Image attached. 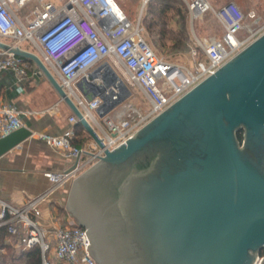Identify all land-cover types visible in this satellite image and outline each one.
I'll list each match as a JSON object with an SVG mask.
<instances>
[{
	"label": "water",
	"instance_id": "obj_1",
	"mask_svg": "<svg viewBox=\"0 0 264 264\" xmlns=\"http://www.w3.org/2000/svg\"><path fill=\"white\" fill-rule=\"evenodd\" d=\"M0 49L34 63L102 147L37 53L1 40ZM100 69L110 87L96 110L103 118L131 90L109 63ZM76 87L87 100L105 91L92 76ZM31 136L22 127L1 138L0 158ZM97 157L72 181L65 206L86 230L97 264H257L264 251V33Z\"/></svg>",
	"mask_w": 264,
	"mask_h": 264
},
{
	"label": "built area",
	"instance_id": "obj_2",
	"mask_svg": "<svg viewBox=\"0 0 264 264\" xmlns=\"http://www.w3.org/2000/svg\"><path fill=\"white\" fill-rule=\"evenodd\" d=\"M34 0H0V40L11 39L12 45L37 40L39 55L48 69L58 76L68 96L95 129L103 145L88 151L75 144V126L78 118L73 113L68 127L60 135L44 134L40 139L59 150L66 158L75 159L77 165L64 172H48L53 186L72 183L83 171L95 164L106 150H114L131 138L151 119L165 111L190 92L207 77L213 75L231 58L264 33V26L247 28L246 15L239 6L230 2L214 9L206 0V6L194 9L197 0L190 4L192 23L202 18L203 12L212 11L222 25L221 38L202 40L196 38L197 47L192 50L193 66L170 62L159 57L142 35L141 21L136 24L128 18L116 0H67L59 7L48 0H37L42 8L32 10L26 19L19 15ZM151 0H142L146 6ZM250 17L259 22L255 13ZM246 31L240 38L238 33ZM113 59L111 65L108 60ZM109 63L117 74L130 86H139L148 96L151 108L142 112L133 105L101 118L93 113L103 104L102 96L108 90L87 100L77 89L81 81L93 80L101 73L100 68ZM12 71L21 81L30 73L40 74L31 63L8 51L0 49V72ZM113 113V114H112ZM25 127L21 111L13 104L0 105V139ZM91 154L97 155H91ZM86 159L80 163V159ZM46 196L15 206L0 198V229L10 236L23 235V250L39 246L41 264H54L48 257L51 252L59 264H97L88 253L86 230L70 218L53 215L49 225L43 220L42 203ZM52 238L48 241L45 233ZM54 245L51 246L52 243ZM262 255L257 264H259Z\"/></svg>",
	"mask_w": 264,
	"mask_h": 264
},
{
	"label": "crops",
	"instance_id": "obj_3",
	"mask_svg": "<svg viewBox=\"0 0 264 264\" xmlns=\"http://www.w3.org/2000/svg\"><path fill=\"white\" fill-rule=\"evenodd\" d=\"M222 35L202 40L219 39ZM196 47L195 41L192 50ZM24 49L35 52L28 48ZM108 61L113 65V59ZM30 63L34 69H37L34 63ZM55 76L58 78L56 74ZM43 81L48 83L41 74L30 73L27 78L20 81L12 71L0 72V105L13 104L17 106L21 111L25 127L32 131V136L29 139L0 158V198L22 207L28 201L45 195L46 198L42 203V222L48 226L53 215L62 216L63 212L66 215L65 218L69 217L65 206L71 184L66 183L55 187L47 178L46 173L68 171L75 166L77 160L66 158L59 150L40 139V136L44 134H62L70 127L68 119L73 114L52 86V90L47 92L49 97L47 96L46 88L42 87ZM93 82L103 86L104 90L110 88L106 86L107 81L102 79L101 73L95 76ZM125 83L129 89L139 87L130 86L127 81ZM141 92L149 100L142 89ZM131 97L132 92L127 100ZM125 102L124 106L122 104L116 111L124 110L128 105L136 107L131 101L128 105ZM93 115L104 125L96 112ZM75 128L77 133L75 144L88 151H94L97 145L83 125L79 123ZM85 159L86 157H82L80 163ZM7 235L5 229H0V252L5 253L4 245L7 243L12 244L16 250H21L24 243L23 235L12 237Z\"/></svg>",
	"mask_w": 264,
	"mask_h": 264
},
{
	"label": "rangeland",
	"instance_id": "obj_4",
	"mask_svg": "<svg viewBox=\"0 0 264 264\" xmlns=\"http://www.w3.org/2000/svg\"><path fill=\"white\" fill-rule=\"evenodd\" d=\"M53 2L56 7L61 6L67 0H48ZM168 7H163L160 4H152L150 7H143L142 0H116L121 9L125 12L132 23L136 24L141 20L142 35L157 55L164 60L179 63L183 65H192L194 57L192 54V46L199 39H211V37H220L224 29L212 11H208L198 21L192 23L191 10L189 4L193 0H166ZM214 9H219L223 5L234 2L246 15L245 25L247 28L257 29L264 26V0H207ZM42 8V4L34 0L23 8L19 15L22 19L34 9ZM255 13L259 17V22L256 23L250 17ZM187 35L186 47H178L176 43L182 40ZM247 35L246 31L238 33L240 38ZM182 38V39H181ZM6 43L13 44L11 39H4ZM20 47L28 48L35 53L41 54V48L37 40L31 42H23ZM30 51V50H29ZM43 81V88H46V94L52 90V85L49 81ZM52 86V87H51ZM132 97L125 102L126 105L131 101L142 112H147L151 108V102L145 98L139 87H131ZM49 97V95L47 94ZM124 106V104H123ZM65 217V213H61ZM70 220L74 221L70 216ZM46 239L49 241L51 235L46 232ZM3 244V241H2ZM5 244V243H4ZM54 243L51 244L54 245ZM1 245V244H0ZM7 256H11L13 251L5 249ZM18 254L19 251L14 252ZM49 259L54 264H59L55 256L49 252ZM19 264V263H15ZM22 264V263H20Z\"/></svg>",
	"mask_w": 264,
	"mask_h": 264
},
{
	"label": "trees",
	"instance_id": "obj_5",
	"mask_svg": "<svg viewBox=\"0 0 264 264\" xmlns=\"http://www.w3.org/2000/svg\"><path fill=\"white\" fill-rule=\"evenodd\" d=\"M152 4H160L164 8L168 7V2L166 0H151L146 7H150ZM187 35L180 41L176 43L178 47H186L187 43ZM239 138H242V133H239ZM6 231V230H5ZM7 233V232H6ZM7 236H10L9 234ZM12 237V236H11ZM5 249H8L9 251H13V254L11 256H7L6 253L0 252V264H15V263H22V264H41L42 261V254L41 249L39 246H35L29 250H16L12 244L7 243L4 245ZM19 251L18 254H15L14 252Z\"/></svg>",
	"mask_w": 264,
	"mask_h": 264
},
{
	"label": "bare ground",
	"instance_id": "obj_6",
	"mask_svg": "<svg viewBox=\"0 0 264 264\" xmlns=\"http://www.w3.org/2000/svg\"><path fill=\"white\" fill-rule=\"evenodd\" d=\"M206 0H197V4L194 5V9L197 11L200 8H204L206 6ZM200 7V8H199ZM208 11L203 12L202 17L204 16V14H206Z\"/></svg>",
	"mask_w": 264,
	"mask_h": 264
},
{
	"label": "flooded vegetation",
	"instance_id": "obj_7",
	"mask_svg": "<svg viewBox=\"0 0 264 264\" xmlns=\"http://www.w3.org/2000/svg\"><path fill=\"white\" fill-rule=\"evenodd\" d=\"M261 255H264V251L262 250Z\"/></svg>",
	"mask_w": 264,
	"mask_h": 264
}]
</instances>
